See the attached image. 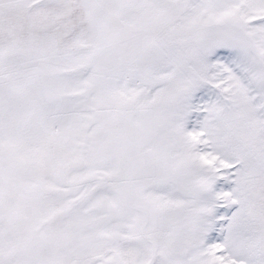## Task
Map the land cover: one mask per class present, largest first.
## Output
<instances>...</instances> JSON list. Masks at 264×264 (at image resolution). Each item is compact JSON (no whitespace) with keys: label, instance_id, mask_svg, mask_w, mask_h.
Wrapping results in <instances>:
<instances>
[{"label":"snow or ice","instance_id":"snow-or-ice-1","mask_svg":"<svg viewBox=\"0 0 264 264\" xmlns=\"http://www.w3.org/2000/svg\"><path fill=\"white\" fill-rule=\"evenodd\" d=\"M0 264H264V0H0Z\"/></svg>","mask_w":264,"mask_h":264}]
</instances>
